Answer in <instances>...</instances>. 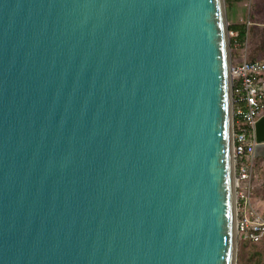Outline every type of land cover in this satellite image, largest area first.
Returning a JSON list of instances; mask_svg holds the SVG:
<instances>
[{
  "label": "water",
  "instance_id": "obj_1",
  "mask_svg": "<svg viewBox=\"0 0 264 264\" xmlns=\"http://www.w3.org/2000/svg\"><path fill=\"white\" fill-rule=\"evenodd\" d=\"M228 33L224 0H0V264H236Z\"/></svg>",
  "mask_w": 264,
  "mask_h": 264
},
{
  "label": "built area",
  "instance_id": "obj_2",
  "mask_svg": "<svg viewBox=\"0 0 264 264\" xmlns=\"http://www.w3.org/2000/svg\"><path fill=\"white\" fill-rule=\"evenodd\" d=\"M230 73L236 234L248 242H258L264 240V216L250 205L252 165L245 157H253L255 124L264 112V62L243 60L234 65L230 60Z\"/></svg>",
  "mask_w": 264,
  "mask_h": 264
},
{
  "label": "crops",
  "instance_id": "obj_3",
  "mask_svg": "<svg viewBox=\"0 0 264 264\" xmlns=\"http://www.w3.org/2000/svg\"><path fill=\"white\" fill-rule=\"evenodd\" d=\"M251 0H224L225 12L227 23L230 24H247L246 28V38L244 40V49L240 50L238 53H234V49H232V55L230 57L234 63H240L243 60H248L250 58L251 51L256 50L253 49L254 39H255V30H259L260 23L262 22V14L264 13V8H259L258 6L253 7V2L259 1L262 5H264V0H252V9L251 11L248 9L249 3ZM252 25L257 26L256 29L251 30ZM250 31V33H249ZM236 32L233 31L232 35ZM250 37V38H249ZM234 39V38H232ZM249 39V40H248ZM231 48H237L235 43ZM245 58V59H244ZM264 115V112L261 114ZM260 115V116H261ZM245 162L252 165L251 167V181H252V194L250 197V205L252 208H255V182L258 183V177L262 176L264 171V158L262 157H253L247 155L245 157ZM263 186V185H262ZM252 195L254 198H252Z\"/></svg>",
  "mask_w": 264,
  "mask_h": 264
},
{
  "label": "rangeland",
  "instance_id": "obj_4",
  "mask_svg": "<svg viewBox=\"0 0 264 264\" xmlns=\"http://www.w3.org/2000/svg\"><path fill=\"white\" fill-rule=\"evenodd\" d=\"M256 6H258L259 8H264V5H262L259 1L253 2V7H256ZM248 9L250 11L252 9V0L249 3ZM262 18H263L262 19L263 23H260L259 30H255V39H254V45H253L254 50H258L260 41L264 42V13L262 14ZM245 25L247 28L248 24H245ZM250 27H251V30H253V29H256L257 26L252 25ZM232 33L233 32H230V31L228 33L229 55L230 54L232 55V49L235 50L234 53L239 52L238 47L231 48ZM260 52H261V58L264 59V44L261 45ZM232 64L237 65L238 63H234L232 61ZM263 177H264V173H263ZM255 189H256L255 190V194H256L255 195V199H256L255 208L257 212H259L261 215L264 216V183L261 184L260 182L258 183L255 182ZM252 198H254L253 195H252ZM253 247L256 250H253ZM254 251H257V253H254ZM236 264H264V243H257L255 245H252L251 242L243 240L239 235H237Z\"/></svg>",
  "mask_w": 264,
  "mask_h": 264
},
{
  "label": "trees",
  "instance_id": "obj_5",
  "mask_svg": "<svg viewBox=\"0 0 264 264\" xmlns=\"http://www.w3.org/2000/svg\"><path fill=\"white\" fill-rule=\"evenodd\" d=\"M228 30L230 32H233V31L236 32V37L234 39H231V47L235 43L239 49H244V40L246 38V31H247L246 25L245 24H230L228 26ZM249 33H250V31H249ZM262 44H264V42L260 41L258 50H256V52H254L253 50L251 51L250 58H248L249 61L264 62V59L261 58V52H260V48H261ZM249 171H250V175L252 177L251 168L249 169ZM263 173H264V171H263ZM251 177H250V181H248V183L251 184V194H252L253 187H252ZM258 182H260L261 184L264 183L263 174H262V176L258 177ZM257 243H264V240H260L258 242H251L252 245H255ZM253 250H256V249H254V247H253ZM254 253H257V251H254Z\"/></svg>",
  "mask_w": 264,
  "mask_h": 264
},
{
  "label": "clouds",
  "instance_id": "obj_6",
  "mask_svg": "<svg viewBox=\"0 0 264 264\" xmlns=\"http://www.w3.org/2000/svg\"><path fill=\"white\" fill-rule=\"evenodd\" d=\"M247 24H249V22H247ZM232 37H233V35H232ZM233 38H234V37H233ZM230 60H231V58H230ZM261 116H262V115H261ZM261 116H260V117H261ZM260 117H259V118H260Z\"/></svg>",
  "mask_w": 264,
  "mask_h": 264
}]
</instances>
